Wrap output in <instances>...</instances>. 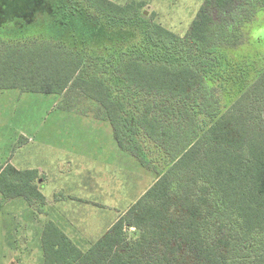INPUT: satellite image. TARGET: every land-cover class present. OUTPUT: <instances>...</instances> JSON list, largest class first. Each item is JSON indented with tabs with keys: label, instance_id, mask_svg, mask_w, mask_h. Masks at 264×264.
<instances>
[{
	"label": "trees",
	"instance_id": "obj_1",
	"mask_svg": "<svg viewBox=\"0 0 264 264\" xmlns=\"http://www.w3.org/2000/svg\"><path fill=\"white\" fill-rule=\"evenodd\" d=\"M21 1L10 17L25 27L48 12L49 38L0 43V90L91 97L155 174L86 250L46 223L44 264H264V40L254 36L264 0H206L184 36L137 3ZM39 177L0 164V193L43 203Z\"/></svg>",
	"mask_w": 264,
	"mask_h": 264
},
{
	"label": "rangeland",
	"instance_id": "obj_2",
	"mask_svg": "<svg viewBox=\"0 0 264 264\" xmlns=\"http://www.w3.org/2000/svg\"><path fill=\"white\" fill-rule=\"evenodd\" d=\"M113 1L140 4L147 16L184 36L206 0ZM61 3L67 11L83 5L81 0ZM1 4L5 6V2ZM25 4L21 0L6 3L0 43L49 38L48 12L25 27L17 25L14 15L10 17ZM254 36L264 40V23L255 29ZM69 47L80 48L74 44ZM134 145L141 146V153L152 163H163L150 152L156 151L154 146L141 136L134 138ZM8 163L21 170H38L37 182L46 200L29 202L24 197L4 198L0 193V264H44L42 236L50 221L83 250L88 249L155 179L153 171L119 145L102 107L76 91L0 90V164ZM139 235L138 229H127L129 239Z\"/></svg>",
	"mask_w": 264,
	"mask_h": 264
},
{
	"label": "crops",
	"instance_id": "obj_3",
	"mask_svg": "<svg viewBox=\"0 0 264 264\" xmlns=\"http://www.w3.org/2000/svg\"><path fill=\"white\" fill-rule=\"evenodd\" d=\"M112 224H113V223H112ZM112 224H111V225H112ZM111 225H110V226H111ZM110 226H109V228H110ZM109 228H108V229H109Z\"/></svg>",
	"mask_w": 264,
	"mask_h": 264
},
{
	"label": "water",
	"instance_id": "obj_4",
	"mask_svg": "<svg viewBox=\"0 0 264 264\" xmlns=\"http://www.w3.org/2000/svg\"><path fill=\"white\" fill-rule=\"evenodd\" d=\"M147 14V12H145Z\"/></svg>",
	"mask_w": 264,
	"mask_h": 264
}]
</instances>
